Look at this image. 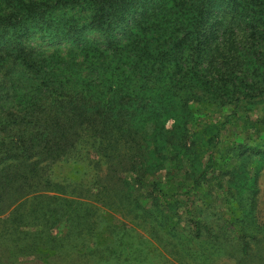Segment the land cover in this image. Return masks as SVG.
I'll return each mask as SVG.
<instances>
[{
  "label": "trees",
  "instance_id": "obj_1",
  "mask_svg": "<svg viewBox=\"0 0 264 264\" xmlns=\"http://www.w3.org/2000/svg\"><path fill=\"white\" fill-rule=\"evenodd\" d=\"M94 4L91 19L83 27L73 20L57 25L42 16L49 6L37 0H25L8 13L0 6V72L4 71L0 77V214H13L10 222L21 234L38 226L30 234L39 237L60 224H68L69 232L73 223V230L80 234L85 220L77 207L95 209L82 199L117 204L116 199L101 196L110 193L121 195L119 203L129 212L139 209L145 221L152 220L137 192L168 191L169 187L151 178L163 167L182 171L188 165L192 167L187 173L190 184L181 181L179 186L186 189L176 194L194 226L182 236L198 240L194 191L208 181L212 155L201 165L196 160L197 111L193 109L204 103L227 106L221 128L239 116L243 100L262 95L264 100V0H95ZM148 6L160 19V39H167L165 43L174 48L184 66L182 75L170 77V82L161 83V76L157 86L142 82L137 86V82L130 84L131 76L114 72L82 84L62 80L45 68L47 62L28 44L41 35L49 44L83 45L88 40L81 30L88 29L98 33L93 41L115 53L116 35L132 34L140 27ZM121 74L125 78L117 80L115 76ZM227 86L230 94L222 89ZM71 167L76 178L69 172ZM147 195L164 222H171L161 209L166 200ZM25 205L33 220L40 222L34 227L26 214L18 212ZM44 206L49 210L42 212ZM9 209L16 213L9 214ZM55 234L49 232L47 242L52 246ZM185 248L190 250L191 244L185 243ZM61 254L38 262L81 263L65 261Z\"/></svg>",
  "mask_w": 264,
  "mask_h": 264
},
{
  "label": "rangeland",
  "instance_id": "obj_2",
  "mask_svg": "<svg viewBox=\"0 0 264 264\" xmlns=\"http://www.w3.org/2000/svg\"><path fill=\"white\" fill-rule=\"evenodd\" d=\"M18 1L0 0V6L7 8L3 12L8 13L18 10L25 0H20L15 9L10 8ZM37 1L49 6L42 16L53 19L57 25L73 20L83 27L90 21L95 8V0L59 4H55L58 0ZM147 11L140 27H136L132 34L116 35L115 53L109 47L93 41V36H98V33L88 32V29L81 30L88 40L83 45L68 42L49 44L41 35L35 36L28 44L47 62L45 68L62 80L82 84L87 80L104 79L114 72L131 76L130 84L137 82L139 86L142 82L154 87L161 76V83L170 82V77H180L184 66L174 48L165 43L167 39H160V19L151 14V7L148 6ZM3 72L1 70L0 77ZM115 78L123 80L125 76L121 74ZM230 88L222 89L230 94ZM262 98L263 95L254 100H243L239 116L232 124L221 128L224 113L228 112L227 106L195 104L193 110L197 113L194 114L193 131L198 142L196 160L203 164L212 155L208 181L194 191V198L198 202L195 218L200 222L198 240L182 236L183 233L192 232L194 226L186 219L183 212L186 205L179 202L180 196L176 194L186 189L179 186L181 181L186 179V186L190 184L187 173L192 172V167L185 165L182 171L163 167L151 180L156 178L161 186L169 187L168 191L152 193L151 188H146L137 192L141 195L140 202L150 209L152 220L145 221L139 209L129 212L119 203L121 195L110 193L101 196L116 199L117 204L107 206L93 199H82L93 203L95 209L88 211L86 206L77 207L85 220L81 222L85 228L80 234L73 230L74 223L69 232L68 224L64 227L59 223L57 228L45 230L39 237L30 234L38 226L21 234L10 222L13 214L11 217L0 214V264H26L29 261L41 264L39 260L52 259L58 253H62L63 260L71 258L80 264H264ZM69 170L72 178H76L74 168ZM60 172H57L58 177ZM240 172L243 173L237 176ZM51 194L66 197L60 193ZM147 194L158 197L157 200H166L161 209L171 216V222H164L157 207L150 204L152 198ZM167 203L171 206H167ZM11 209L8 210L9 214L16 213ZM46 210H49L46 206L41 209L42 212ZM18 212L26 214L29 225L34 227L40 223L38 219L33 220L34 214L30 213L29 206H22ZM58 215L63 220L62 212ZM53 230L56 232L55 246L47 242L49 232ZM185 243L191 244L190 250L185 248Z\"/></svg>",
  "mask_w": 264,
  "mask_h": 264
}]
</instances>
